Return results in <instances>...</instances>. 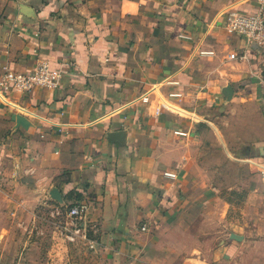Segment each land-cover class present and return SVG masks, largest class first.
I'll list each match as a JSON object with an SVG mask.
<instances>
[{
	"label": "crops",
	"instance_id": "obj_1",
	"mask_svg": "<svg viewBox=\"0 0 264 264\" xmlns=\"http://www.w3.org/2000/svg\"><path fill=\"white\" fill-rule=\"evenodd\" d=\"M231 9L256 11L257 0H0L5 217L53 204L55 188V204H89L87 243L111 264H264V213L249 218L264 199V132L248 150L247 187L222 195L206 166L223 103L245 91L264 127V52L227 34ZM242 51L248 59H230ZM41 61L58 87L2 90L9 71Z\"/></svg>",
	"mask_w": 264,
	"mask_h": 264
},
{
	"label": "rangeland",
	"instance_id": "obj_2",
	"mask_svg": "<svg viewBox=\"0 0 264 264\" xmlns=\"http://www.w3.org/2000/svg\"><path fill=\"white\" fill-rule=\"evenodd\" d=\"M262 73L264 75V71ZM241 93L237 99L239 108H235L237 100L223 103L210 116L217 120L220 142L216 143L215 135L205 138L208 145L207 173L211 176L212 185L222 186V195L225 196L231 191L223 188L247 187L248 166L252 164L248 150L252 149L264 132V127L256 122V101H248L250 98L245 91ZM248 117L253 118V123H248ZM236 194H240L233 196L238 211L239 207H246L249 192L244 190ZM4 203L0 198V264H111L101 259L96 248H92L87 241L78 239L72 242L62 234V228L71 222L66 216L70 205L43 202L29 214L15 211V217L6 218L7 209H1ZM253 205L257 208L252 210L249 218H259L256 213H264V199H257ZM91 232V227H88V236Z\"/></svg>",
	"mask_w": 264,
	"mask_h": 264
},
{
	"label": "built area",
	"instance_id": "obj_3",
	"mask_svg": "<svg viewBox=\"0 0 264 264\" xmlns=\"http://www.w3.org/2000/svg\"><path fill=\"white\" fill-rule=\"evenodd\" d=\"M225 30L229 35H238L246 40L247 45H256L264 50V0H257V9L253 12H243L237 9L228 11L225 17ZM182 39H191L187 35H181ZM203 55H211L213 52H201ZM231 60L248 59L246 51L240 54H230ZM61 75L52 72L49 64L45 61L39 62L33 71L29 73L17 74L9 71L2 81V90L5 92L18 91L23 94L31 93L36 89H54L60 85ZM151 117H158L161 113L159 105L151 101L147 108ZM183 135L181 133H177ZM89 212V204L85 201L74 203L67 209L66 216L71 220L70 223L62 228V234L72 242L81 239L87 241V232L84 227V220ZM147 226L142 227L146 231ZM92 248L93 244L88 243Z\"/></svg>",
	"mask_w": 264,
	"mask_h": 264
},
{
	"label": "water",
	"instance_id": "obj_4",
	"mask_svg": "<svg viewBox=\"0 0 264 264\" xmlns=\"http://www.w3.org/2000/svg\"><path fill=\"white\" fill-rule=\"evenodd\" d=\"M233 89L231 86H227L224 90H223V94L227 97L228 100H230L233 97ZM50 196L52 198V200H54L55 202L58 203H62L63 199L61 196V193L57 190V189H53L50 192Z\"/></svg>",
	"mask_w": 264,
	"mask_h": 264
},
{
	"label": "trees",
	"instance_id": "obj_5",
	"mask_svg": "<svg viewBox=\"0 0 264 264\" xmlns=\"http://www.w3.org/2000/svg\"><path fill=\"white\" fill-rule=\"evenodd\" d=\"M260 51H261V52H264V50H260ZM80 197H82V195H80V194L77 195V199H80ZM77 202H78V201H77ZM75 203H76V202H75ZM73 204H74V203H73ZM73 204H71L70 207H71Z\"/></svg>",
	"mask_w": 264,
	"mask_h": 264
}]
</instances>
